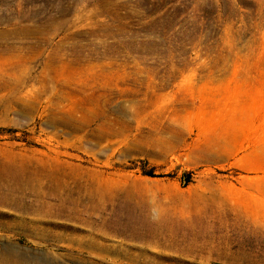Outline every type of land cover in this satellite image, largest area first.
Segmentation results:
<instances>
[{"label": "rangeland", "instance_id": "rangeland-1", "mask_svg": "<svg viewBox=\"0 0 264 264\" xmlns=\"http://www.w3.org/2000/svg\"><path fill=\"white\" fill-rule=\"evenodd\" d=\"M0 264H264V0H0Z\"/></svg>", "mask_w": 264, "mask_h": 264}]
</instances>
